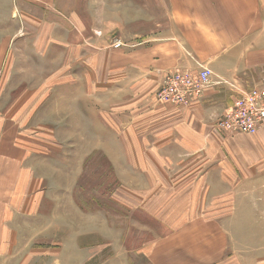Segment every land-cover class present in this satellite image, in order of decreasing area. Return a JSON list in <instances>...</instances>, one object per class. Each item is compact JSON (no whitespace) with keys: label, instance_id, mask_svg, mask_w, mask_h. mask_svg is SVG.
I'll list each match as a JSON object with an SVG mask.
<instances>
[{"label":"crops","instance_id":"obj_1","mask_svg":"<svg viewBox=\"0 0 264 264\" xmlns=\"http://www.w3.org/2000/svg\"><path fill=\"white\" fill-rule=\"evenodd\" d=\"M123 1L98 2L101 19L88 27L74 8L64 13L58 0H0V64L16 63L17 51L32 58L53 47L64 52L67 70L84 68L82 96L106 94L115 85L117 143L147 146L145 154L125 148L119 159L190 163L187 176L198 178L193 219L132 254L108 257L106 233L84 208L41 199L27 165L23 111L4 115L0 264H264V127L253 136L216 127L239 90L264 89V1ZM112 2L115 19L105 9ZM95 12L83 3L84 16ZM115 38L123 47H111ZM197 64L213 74L200 99L188 106L156 102L166 72L197 70ZM68 73L70 82L78 74Z\"/></svg>","mask_w":264,"mask_h":264},{"label":"rangeland","instance_id":"obj_2","mask_svg":"<svg viewBox=\"0 0 264 264\" xmlns=\"http://www.w3.org/2000/svg\"><path fill=\"white\" fill-rule=\"evenodd\" d=\"M86 1L58 0L64 13L74 8L88 27H95L101 19L97 11L101 0ZM83 3L96 12L84 16ZM105 9L109 19L119 16L114 2ZM54 49L32 58L27 50V57L17 51L16 63L0 64V117L16 118L23 111L22 120L27 122L23 132L31 150L27 165L42 188L41 199L73 201L84 208L106 233V255L112 258L132 254L151 239L184 229L193 219V188L198 179L187 176L190 163L120 160L127 156L125 148L145 154L147 146L117 143L121 134L114 127L115 85L106 94L82 96L84 68L71 65L67 70L64 52ZM72 72L78 74L70 82L66 75Z\"/></svg>","mask_w":264,"mask_h":264},{"label":"built area","instance_id":"obj_3","mask_svg":"<svg viewBox=\"0 0 264 264\" xmlns=\"http://www.w3.org/2000/svg\"><path fill=\"white\" fill-rule=\"evenodd\" d=\"M123 47L119 39L112 42V48ZM197 70L176 69L166 72L157 91V101L176 106H188L200 99L213 86L212 72L197 64ZM228 85L226 81L217 82ZM236 89L234 85H229ZM228 112L216 122L217 129L227 133L256 134L264 127V89L239 90Z\"/></svg>","mask_w":264,"mask_h":264}]
</instances>
